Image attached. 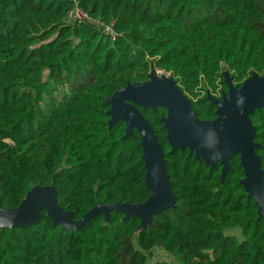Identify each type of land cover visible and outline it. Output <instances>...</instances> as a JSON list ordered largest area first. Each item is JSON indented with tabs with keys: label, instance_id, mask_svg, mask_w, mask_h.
<instances>
[{
	"label": "trees",
	"instance_id": "1",
	"mask_svg": "<svg viewBox=\"0 0 264 264\" xmlns=\"http://www.w3.org/2000/svg\"><path fill=\"white\" fill-rule=\"evenodd\" d=\"M76 2L115 20L117 38L67 22ZM152 67L171 73L200 119H215L208 95L228 90L224 70L239 85L264 73V0H0V207L45 185L75 220L100 203L147 201L142 136L127 134L123 119L110 124L107 99ZM138 107L164 149L175 206L145 227L111 211L81 228L54 223L44 208L37 223L0 227V264H121L128 247L131 264H264V215L241 182L240 154L222 178L221 162L171 152L165 107ZM251 118L264 169V107ZM236 227L242 239L226 233Z\"/></svg>",
	"mask_w": 264,
	"mask_h": 264
},
{
	"label": "water",
	"instance_id": "2",
	"mask_svg": "<svg viewBox=\"0 0 264 264\" xmlns=\"http://www.w3.org/2000/svg\"><path fill=\"white\" fill-rule=\"evenodd\" d=\"M148 76L144 82H130L119 87L107 99L111 104L110 124L123 119L127 134H132L136 129L142 136L145 181L152 191L148 200L142 203H100L75 220L72 212L63 211L59 206L55 186H35L19 207L0 211V227L37 223L44 208L54 223L69 228H81L86 221L100 213L109 218L111 211H121L126 218L140 217L141 227H145L156 214L174 207L177 197L166 170L164 149L138 105L154 109L165 107L167 115L160 120L168 130L171 152L188 147L196 158L203 159L211 166L221 162L222 178L230 170L231 157L240 154L245 173L241 182L249 195L255 198L259 214L264 215V169L261 156L256 152L259 143L255 140L256 126L251 118L256 109L264 107V73L254 72L239 85L234 83L230 71H225L224 80L228 90L223 92L221 98L208 95L217 108V117L213 120H203L197 116L192 100L175 78L159 75L155 67Z\"/></svg>",
	"mask_w": 264,
	"mask_h": 264
},
{
	"label": "built area",
	"instance_id": "3",
	"mask_svg": "<svg viewBox=\"0 0 264 264\" xmlns=\"http://www.w3.org/2000/svg\"><path fill=\"white\" fill-rule=\"evenodd\" d=\"M66 20L69 23H84V22H94L98 26H100L104 33L110 37L112 40H115L119 33L115 28V20L110 22L102 21L100 18H94L92 14L83 8L78 2H76L67 12ZM159 75L165 74L166 76H170V72L165 69L156 68ZM230 73H232L230 71ZM235 84H238L237 81H234ZM222 86H220L215 92H211L214 97L221 98L223 95ZM158 259H161L158 257Z\"/></svg>",
	"mask_w": 264,
	"mask_h": 264
},
{
	"label": "rangeland",
	"instance_id": "4",
	"mask_svg": "<svg viewBox=\"0 0 264 264\" xmlns=\"http://www.w3.org/2000/svg\"><path fill=\"white\" fill-rule=\"evenodd\" d=\"M227 71V70H224V72ZM80 82L82 80H79ZM2 210H5L3 209L2 207H0V211ZM226 233L227 234H233V235H236L239 239H242L243 238V235H242V231H241V228L239 227H236V228H232V229H228L226 230ZM133 248H136V245H134ZM156 253L158 255L159 258L161 259H166V260H173V261H176L175 258L168 254L165 250H163L162 248H156ZM133 256V251L132 250H129V247L125 249L123 255H122V262L121 264H131V258ZM148 264H153V261H149Z\"/></svg>",
	"mask_w": 264,
	"mask_h": 264
},
{
	"label": "flooded vegetation",
	"instance_id": "5",
	"mask_svg": "<svg viewBox=\"0 0 264 264\" xmlns=\"http://www.w3.org/2000/svg\"><path fill=\"white\" fill-rule=\"evenodd\" d=\"M223 90V89H222ZM223 91H225V90H223Z\"/></svg>",
	"mask_w": 264,
	"mask_h": 264
}]
</instances>
